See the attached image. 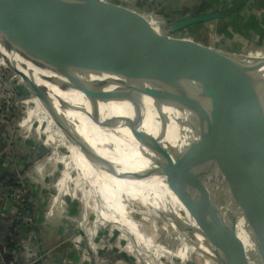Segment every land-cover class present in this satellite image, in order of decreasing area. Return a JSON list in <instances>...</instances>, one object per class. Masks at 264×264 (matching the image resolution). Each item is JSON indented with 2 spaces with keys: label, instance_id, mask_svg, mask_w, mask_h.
<instances>
[{
  "label": "water",
  "instance_id": "obj_1",
  "mask_svg": "<svg viewBox=\"0 0 264 264\" xmlns=\"http://www.w3.org/2000/svg\"><path fill=\"white\" fill-rule=\"evenodd\" d=\"M248 1L242 0L237 9ZM223 17L220 13H205L182 18L169 26L168 34L212 23ZM169 36L157 34L150 23L137 13L96 0H0V40L27 57L74 69L92 66L123 76L162 79L180 88L182 95L211 94L230 105L229 108L224 107L221 113L231 124L239 125L241 135H244L243 132L250 133L256 144L253 161L242 173L243 190L238 193L229 176L222 180L203 167L204 163L212 165L223 173H236L243 168L240 164H232L208 138L199 137V141L186 146L182 154L172 153L160 139L136 130L134 123L127 120L122 123L130 125L132 134L142 146L163 159L162 163L156 164L161 169L160 174H165L171 190L181 197L193 217L202 222L203 233L213 248L214 260L218 264H247L249 256L243 241L238 239L235 225H226L218 213L208 207V196L205 199L202 197L205 189L203 182L207 176L228 186L236 202V210L247 219L258 255L262 258L261 264H264V193L260 192L258 182L253 178L260 169L264 153L263 140L258 133V129L264 128L262 65H253L247 58L234 59L216 48L176 41ZM18 74L31 96L46 105L57 127L65 133V126L56 119L51 109L50 98L21 73ZM75 88L87 91L91 101L123 99L116 94L95 97L84 87ZM192 108L198 111L200 107ZM92 112L98 113V110L93 109ZM106 122L119 123L110 119ZM249 138L246 140L250 143ZM73 141L86 155L99 158L81 138L74 137ZM244 149L245 155L251 154L248 148ZM173 154H176L175 157H172ZM154 171L149 170V173L144 172L134 178L149 177ZM190 178L201 186L200 195L192 194ZM53 256L48 253L44 260L32 264L53 260ZM17 264L27 263L20 259Z\"/></svg>",
  "mask_w": 264,
  "mask_h": 264
},
{
  "label": "rangeland",
  "instance_id": "obj_2",
  "mask_svg": "<svg viewBox=\"0 0 264 264\" xmlns=\"http://www.w3.org/2000/svg\"><path fill=\"white\" fill-rule=\"evenodd\" d=\"M124 2L132 9H139L137 0L136 3L135 0H124ZM153 3L154 2L150 3L147 5V7H140V10L146 14H153L159 17L163 25L170 21L169 19L167 20L168 15L170 16L171 14L177 12V10H179V8L184 4H186V7L190 6V2L187 0H164L163 2H158L155 5H153ZM191 4L193 7H197V0H193V3ZM214 11H216V9ZM194 13L196 12L187 15H192ZM187 15L180 10V18ZM198 15L200 14L198 13ZM151 22L156 30H161L159 23L155 22V20H152ZM212 23L205 24V26L201 28L202 30L196 28L195 26H191L184 31H180L169 36V38L176 41L192 42L202 48H216L221 51H224L225 49L226 52L235 48L232 46L229 49H226V47L223 46L224 39H222V34L221 37H219V32H217L218 34H215V37L212 36L213 33H210V28L216 26L215 22L213 24ZM246 52L248 53V51ZM0 69L5 75L4 76L3 74H0V76L2 78L5 77L6 79H9L13 82L14 88L18 92L20 103L29 101V99H33V96H31L27 86L22 83L21 77L18 73H15L14 70L8 68L7 65H0ZM56 80L54 79V81ZM59 83L63 90L62 93H66L69 88H67L63 82L59 81ZM72 89H74V91L83 93L87 97L88 101H90L91 96L87 91L83 90L82 88ZM45 90L48 94H51L52 92L54 97L61 100L63 99L61 96L62 94L54 95L53 90ZM34 100H36V98H34ZM100 101L107 102L105 99H101ZM119 101L122 100L120 99ZM22 105L23 104L20 106ZM34 107L35 105H33L31 102H26V104L21 107L19 114L17 113L13 117H9L5 120L8 122V124L3 125L0 123V130L5 134L2 137V143H4L1 149L2 158L5 157L8 159V156L11 157L15 155L13 152L16 150V147L20 145L19 142L27 144L26 142L28 141L31 142L32 149L36 148L37 151H32L37 153L39 160H47L48 158L52 157L54 152L53 147L44 143L46 141L45 138H47V133L45 132L48 129V123H43V120H46V118L39 121L37 118H34L31 132H28V129L23 126V120L27 117L26 111ZM44 111L52 125L57 127L58 125L55 124L56 121L50 113V110L44 106ZM209 117L215 122H221L211 116ZM40 123H42V125ZM113 132L115 135L117 134L118 137L120 136L123 138V140L120 138L121 145L118 148L110 145L108 142L102 139H94L93 136H87L91 143L94 142L99 146L106 147L107 151L105 152L101 149L96 150L86 143L99 158L90 157L86 155L81 149V159L75 158L72 154L69 144L70 142L66 138V134L59 127H57V131H54L53 133L49 132V136L47 138L49 141L60 143L62 147L60 150H58V152L62 153V156L65 154L64 157L68 161L70 166L69 169L71 170L70 172L74 177L73 181L71 180V182L73 185L75 184L76 187L82 189V192H80L82 195L80 196L79 200L83 204V210L88 215L86 228L90 230V224L95 222V220H98V222L100 220L103 224H105L104 226L99 225L97 228L98 234L95 240L96 245H98L97 247L100 246V238L105 237L108 239L109 236L111 241L110 243L112 246H114V250L127 252L128 247L129 252H133L129 255L131 264H143L142 260L138 259L136 256V253H138L137 244L139 242L135 236L130 232L125 233V236L130 239L128 244L126 239L123 237V234L109 225L110 219L113 222H119L121 224L128 225L129 228L138 229L140 235H142L140 243L143 242L144 250L148 252L149 255V258L145 261L146 263L147 261L152 262L150 259V255H152L154 256V261L158 264H218L214 260L216 258L213 248L203 233L202 222L193 217L192 213H190L189 209L185 206V203L181 197L171 190L167 183V177L165 174H160L161 169H158L156 164L151 162L148 156L145 155L132 140L122 137V133L120 131L112 130V135L114 134ZM57 133L59 134V137L62 135L60 139L58 138V135H56ZM198 141L199 140L196 139L195 141L190 142L187 147L192 146ZM175 155L173 154L172 157H175ZM74 160L78 161L77 163L79 164L81 171L86 174L87 178L81 177L77 173ZM20 166L21 165L18 166L17 170L20 168ZM63 167V165H59L56 174L52 176V178H56V182L62 178V172L64 171ZM156 169H158L157 172L154 171ZM109 170L112 171L113 174H107L106 172ZM149 170H153L155 173L149 177L147 176L146 178L139 180L134 178V176L141 175L144 172L149 173ZM18 172L21 173V171ZM23 172H27V175L29 174V176L32 175L36 178L39 175L35 167H32L31 165L27 166L26 169H23L22 173ZM22 173L16 175V179L17 183H19L21 186H24V184L26 185V181L23 182L21 180L22 177H19L22 175ZM214 174L218 175L222 180L225 178L216 173V171ZM52 178H48V181L46 182L49 187V193H58L57 186H55L52 182ZM89 182L95 187V192L93 191L94 188L88 184ZM64 184L65 185L62 186L67 187L66 183ZM190 185L192 186L190 187L192 194L194 196L200 195L199 190L202 188L201 186H198L192 178H190ZM203 185V189H205L203 191V196H201L204 197V199L206 195L208 196L210 200H206L208 201V204L206 203L208 207L211 206V208L218 213L220 219L226 225H235L238 239L243 241L248 252L249 257L246 259V263L261 264L262 258L260 257V254L258 255V249L256 245H254L255 240L249 229L247 219L242 214L240 215V212L236 210V202L226 183H222V181L215 179L212 176H207L204 178ZM27 188L28 187L26 185L25 189ZM235 188L237 192L239 187L235 186ZM88 191L91 196L88 195ZM53 194L55 195V193ZM89 196L92 200L91 206L88 202ZM69 198L70 197L65 196L63 199L67 203L70 201L68 200ZM79 200L75 199L72 204L74 205L75 209L82 207ZM146 206L150 210H147ZM238 209L240 210L241 208ZM89 210L91 211L90 213H88ZM145 211H147V213ZM79 236L82 235L78 232H72L66 236L65 240L66 242L69 240V243L74 245L78 243H85L87 248L90 249L92 245L89 242L91 240L86 238L84 240L82 239V242H79L76 240ZM83 237L84 236H82V238Z\"/></svg>",
  "mask_w": 264,
  "mask_h": 264
},
{
  "label": "bare ground",
  "instance_id": "obj_3",
  "mask_svg": "<svg viewBox=\"0 0 264 264\" xmlns=\"http://www.w3.org/2000/svg\"><path fill=\"white\" fill-rule=\"evenodd\" d=\"M0 56L8 68L14 70L15 73H21L28 81L33 83L50 98L52 102L51 109L56 119L66 128V138L70 142V148L75 158L81 159L82 152L80 148L77 147L75 141H73L74 137H80L85 143L96 150L101 149L106 152L107 149L105 146H99L94 142L91 143L87 136H93L94 139H102L118 148L121 145L120 140H123V138L120 136L118 137L114 132L112 135V130H114L120 131L122 137L132 140L134 144L148 156L151 162L155 164L162 163L161 161H163V159L161 157L153 154L149 149L142 146L134 137L129 127L130 125L122 123V121L127 120L134 123L133 127L136 130L144 131L160 139L161 143L172 153L178 152L182 154L190 142L199 139L201 136L208 138L213 147L223 156L227 157L232 164H240L243 168L239 169L236 173L228 171L223 173L212 165L204 163L203 167L212 172L216 171V173L223 177L229 176L231 183L239 187L237 193L243 190L242 173L245 167L251 165L253 161V153L256 144L250 133L243 132L244 135H241L239 125L231 124L229 119L221 113L224 107L229 108L230 105L226 104L218 97L202 93L182 95L180 94V88L162 79L144 78L141 76H123L99 70L92 66L85 69H74L45 60H35L10 48L2 40H0ZM54 79L58 83L54 81ZM21 81L25 84L22 77ZM59 81L63 82V84L69 88L66 93H62L63 90L59 85ZM75 86L86 88L90 91L92 96L95 97H108V95L116 94L123 99H121L122 101H119L120 99H112L107 102L99 100L88 101L83 93L72 89L75 88ZM45 89H48V91L53 90L54 95L62 94L61 96L63 99L61 100L54 97L52 92L48 94ZM34 98L36 97H33L31 100L29 99L27 102H31L35 107L26 111V118L30 120V122L32 121V123L33 119L30 117L33 118L35 115L38 119L39 113H45L44 106L46 107L44 103L37 98L36 101ZM194 106L197 108L200 107L199 110L194 111V108H192ZM93 109H97L98 113H93ZM209 116L221 122H215ZM109 119L119 123L112 124L108 122V124L106 120ZM40 124L42 125V123ZM50 130L53 133L57 131V127L53 126ZM258 133L262 137L264 147V128L258 129ZM56 135H58L59 139L62 136L59 137L58 133ZM48 136L49 134L47 133V138ZM247 137H250V143L247 142ZM53 143L51 145L54 150L53 156H60L58 152L59 149L55 150V147L61 148L62 146H56V143ZM244 147L248 148L251 154L245 155L243 153V150H245ZM77 160H74L77 173L81 177L87 178L86 174L81 171ZM52 161L55 162V159L49 158L47 163ZM106 173L113 174L110 170ZM253 178L257 180L260 192L264 193V153L260 169ZM88 184L94 188L93 191L95 192L93 184L90 182ZM148 209L149 208H147V210ZM145 212L147 213V211ZM96 221L98 227L99 225H105L100 220L99 222L98 220ZM109 225L115 230L120 231L123 237L125 233L128 232L135 236L139 242L136 256L138 259L142 260L143 264H158L154 261V256L152 255H150L152 262H145L149 258V255L148 252L144 250L143 242H141L142 245L140 243L142 235H140L138 229L129 228L128 225L113 222L110 219ZM96 233L97 231L90 236L95 237Z\"/></svg>",
  "mask_w": 264,
  "mask_h": 264
},
{
  "label": "crops",
  "instance_id": "obj_4",
  "mask_svg": "<svg viewBox=\"0 0 264 264\" xmlns=\"http://www.w3.org/2000/svg\"><path fill=\"white\" fill-rule=\"evenodd\" d=\"M96 1L118 6L141 15L150 23L152 29L157 34L172 35L168 34L169 26L175 21L184 18H180V9L182 8L180 7L177 12L167 16V20L169 19L170 21L163 25L159 17L153 14H146L140 10L142 7H147V5L152 2H154L153 5H155L164 0H137L139 9H132L124 2V0ZM253 4L254 0H249L245 5ZM255 9L256 11H254V13H251L249 9H245L242 12V15H244L245 18H248L250 14H260L258 11L259 9L257 7H255ZM152 20H155V22L160 24L161 30H156L154 28V25L151 22ZM215 23L216 26L210 28V33H213V37L216 36L215 34H218V21H215ZM204 26L205 24H202L199 29L202 30L201 28ZM261 29L262 31L260 32L249 31L237 34L235 37L237 38L238 43L228 40L223 45L226 49H229L232 46L235 48L228 52L224 49L223 53L234 59L239 58L244 60L247 58L252 61L253 65H262L260 71L264 73V26H261ZM219 37H221V33H219ZM246 51H248V53ZM45 116L46 113L41 112L39 113L37 120L39 121L46 118V120H43V123H48V129L46 132L49 134L53 125L48 117ZM30 118L34 120L36 117L34 115L33 118ZM27 121V118L23 120V126L28 129V132H31L32 122ZM1 123L3 125L8 124L7 121H2ZM4 135L5 134L0 130V264H17L20 259L24 260L27 264H30L32 257H37L39 261H42L46 258L48 253L54 255L53 260L48 259L46 262H42V264H129L131 260L129 255L133 252H129L128 247L127 252L114 250V246L110 243V237L108 236V239L105 237L100 238V248V246L97 247L98 245L95 243L97 237L90 236L97 231L98 223L95 220V222L90 224V230L86 228L88 215L83 210V204L79 200L82 195L80 193L82 192V189L76 187L75 184H72L71 180L73 181L74 177L70 172V166L66 158L62 155H57V157L52 155L50 158H54L55 162L52 161L47 163L49 158L47 160H39L37 153L32 151L36 150V148L32 149V144L29 141L26 142L27 144L19 142L20 145H18L13 152L15 155L11 157L8 156V159L5 157L2 158L1 149L4 145V143H2V137ZM44 143L51 146L53 142L46 139ZM55 145L61 146L57 143ZM58 149L59 148L55 147V150ZM19 165H21V169L19 168L17 170ZM30 165L35 167L38 171L39 175L37 178L32 175L29 176V174L27 175V172L22 173V170ZM59 165L64 166V171L62 172V178L56 182V178H52V176L56 174ZM18 171H21L22 175L19 177H22L21 180L23 182L26 181L28 187L26 189L28 195L27 198L30 202L33 215L32 221L29 224L17 220L15 205L9 201L6 195L7 185H10L11 182H16V175L21 174ZM48 178L53 179L52 182L57 186L58 193L52 191V193H49V187L46 183ZM64 183H66L67 187L62 186L65 185ZM26 185L24 184V187H26ZM53 193H55V195ZM88 195L91 196L89 191ZM65 196L70 197L68 199L70 201L67 203L63 199ZM90 196L88 202L91 206L92 200ZM75 199H78L81 202L82 207L75 209L74 205H72ZM90 212L91 211L89 210L88 213ZM72 232L80 233L84 236V239L89 238L91 240L89 242L92 245H90L91 248L88 249L85 244L84 247L86 252H81L76 250L75 245L69 243V240L66 242V236ZM124 238L129 244L130 239L127 236H124Z\"/></svg>",
  "mask_w": 264,
  "mask_h": 264
},
{
  "label": "trees",
  "instance_id": "obj_5",
  "mask_svg": "<svg viewBox=\"0 0 264 264\" xmlns=\"http://www.w3.org/2000/svg\"><path fill=\"white\" fill-rule=\"evenodd\" d=\"M190 2V6L186 7V4L182 6L180 9L184 14H191L185 17L196 16L203 13H220L224 15L223 19L218 20V32L222 34L224 42L228 40L236 42L237 38L235 37L237 34H241L244 32L262 31L261 26H264V0H254L253 5H244L237 9L238 5L242 0H197V7H193L191 3L193 0H187ZM255 7H257L260 14L254 15L250 14L248 18H245L242 15V12L245 9H249V11L254 13L256 11ZM216 9V11H214ZM201 25H196V28H200ZM61 148H59L60 150ZM60 153V152H59ZM62 153H60L61 155ZM65 154H63L64 156ZM11 182V184H14ZM19 186V185H18ZM28 201V199H27ZM30 204V202L28 201Z\"/></svg>",
  "mask_w": 264,
  "mask_h": 264
},
{
  "label": "built area",
  "instance_id": "obj_6",
  "mask_svg": "<svg viewBox=\"0 0 264 264\" xmlns=\"http://www.w3.org/2000/svg\"><path fill=\"white\" fill-rule=\"evenodd\" d=\"M0 65H6L2 58ZM0 74H3L1 69ZM19 100L20 98L18 92L14 88L13 82L9 79H6L5 77L2 78L0 76V123L2 121H5L9 117H13L17 113L19 114L21 107L27 102L24 101L20 103ZM21 104L23 105L20 106ZM6 195L9 201L15 205L17 220L27 224L31 223L33 215L31 211V206L27 201V190L25 189V187L23 185L21 186L16 181L14 184L7 185ZM97 234L98 233H96V236ZM82 239L84 240V237L82 238V236H79L76 240L82 242ZM84 245L85 243H78L75 244V248L78 251L86 252ZM37 261H39L37 257H32V261L30 262V264L35 263Z\"/></svg>",
  "mask_w": 264,
  "mask_h": 264
}]
</instances>
